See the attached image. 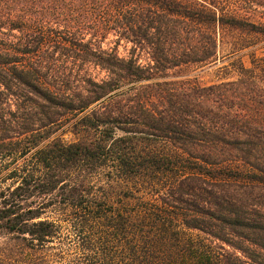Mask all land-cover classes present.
Instances as JSON below:
<instances>
[{
    "label": "trees",
    "instance_id": "obj_1",
    "mask_svg": "<svg viewBox=\"0 0 264 264\" xmlns=\"http://www.w3.org/2000/svg\"><path fill=\"white\" fill-rule=\"evenodd\" d=\"M1 179L21 264H264V0H0Z\"/></svg>",
    "mask_w": 264,
    "mask_h": 264
},
{
    "label": "rangeland",
    "instance_id": "obj_2",
    "mask_svg": "<svg viewBox=\"0 0 264 264\" xmlns=\"http://www.w3.org/2000/svg\"><path fill=\"white\" fill-rule=\"evenodd\" d=\"M113 38H111L112 40ZM229 48L227 46H221L220 53L221 56L228 53ZM120 52L125 55L124 48H120ZM246 64H249L250 59L246 57L244 59ZM221 67V63L212 66L210 68L204 70H195L194 67L190 68H183L182 70L176 71V74L179 76H187V78L195 80L196 77L199 78L203 83H210L213 80H216V76L218 74V68ZM67 140H71L73 137L71 135H66L65 137ZM3 178V177H1ZM10 183H5L3 179L0 180V188L4 189ZM9 244V237L4 234L0 233V264H21L20 261V254L17 253L16 248H10Z\"/></svg>",
    "mask_w": 264,
    "mask_h": 264
}]
</instances>
